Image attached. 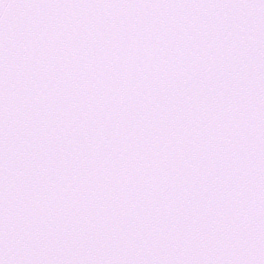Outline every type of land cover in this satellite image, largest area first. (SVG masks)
<instances>
[{
  "label": "snow or ice",
  "instance_id": "1",
  "mask_svg": "<svg viewBox=\"0 0 264 264\" xmlns=\"http://www.w3.org/2000/svg\"><path fill=\"white\" fill-rule=\"evenodd\" d=\"M0 264H264V0H0Z\"/></svg>",
  "mask_w": 264,
  "mask_h": 264
}]
</instances>
